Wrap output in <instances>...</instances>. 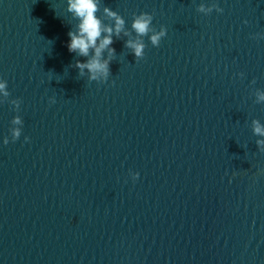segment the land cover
Instances as JSON below:
<instances>
[{"label":"water","instance_id":"95a60500","mask_svg":"<svg viewBox=\"0 0 264 264\" xmlns=\"http://www.w3.org/2000/svg\"><path fill=\"white\" fill-rule=\"evenodd\" d=\"M105 8L124 30L90 81L67 0H0V264H264V0Z\"/></svg>","mask_w":264,"mask_h":264},{"label":"clouds","instance_id":"9594fccd","mask_svg":"<svg viewBox=\"0 0 264 264\" xmlns=\"http://www.w3.org/2000/svg\"><path fill=\"white\" fill-rule=\"evenodd\" d=\"M67 10L73 13L77 18L78 24L76 31H69L67 33L68 41L66 44L67 50L72 53L75 52L79 56L88 57L84 62L77 61L74 65L78 70V75H84V69L88 70L90 81L97 79L106 80L110 74L109 64L114 58L115 49L110 45L113 43V36L119 37L124 30V20L114 11L108 8L104 9V12L108 18L113 20V24H105L96 13L99 10V0H67ZM151 22V16L146 13L138 14L132 23V28L138 36H143L148 33L149 25ZM103 33V36H102ZM127 35V32H125ZM165 35V30L161 29L159 33L153 34L150 39L153 45H158L159 40ZM125 47L131 49V54L140 60L143 57V43L142 41H125ZM92 50V54L89 57V50ZM107 51V57L102 58V53ZM6 88V82L0 81V93L5 96L8 95L4 89ZM260 99L264 100V95H261ZM12 123L21 124L19 117L13 119ZM255 123V122H254ZM254 132L259 135H264V128L259 124H256ZM20 137V130H12L11 142H15ZM10 140L8 137H4L0 140V144L7 145ZM24 142H29V137H25ZM258 144H264V141H258ZM261 174V173H257ZM129 178L133 183L139 178V172L129 170ZM235 175V173H234Z\"/></svg>","mask_w":264,"mask_h":264}]
</instances>
